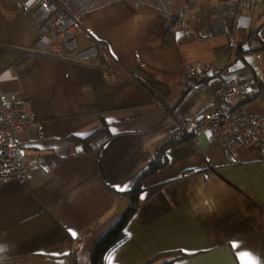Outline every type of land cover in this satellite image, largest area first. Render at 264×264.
Wrapping results in <instances>:
<instances>
[{"label":"crops","instance_id":"0c3cea01","mask_svg":"<svg viewBox=\"0 0 264 264\" xmlns=\"http://www.w3.org/2000/svg\"><path fill=\"white\" fill-rule=\"evenodd\" d=\"M154 1L96 0L79 13L66 4L84 41L102 43L113 66L102 73L97 65L32 53L36 27L13 1L0 0V91L42 123V148L28 155L51 164L0 184V264H91L96 242L128 208L122 194L135 186L137 210L104 264L109 257L111 264H242L241 251L264 264V160L257 149L239 146L229 157L209 131L199 132L197 149L172 141L182 123L207 111V97L223 82L244 90L238 113L264 114V0L253 15L238 14V0L140 6ZM234 29L256 31L258 40L232 41ZM260 46L239 60V49ZM194 62L214 69L183 90L178 76ZM103 126L108 142L99 151L84 148L80 140ZM34 136L32 129L15 133L21 141ZM158 157L165 166L136 183ZM125 184L127 191H116Z\"/></svg>","mask_w":264,"mask_h":264},{"label":"built area","instance_id":"2783aa9c","mask_svg":"<svg viewBox=\"0 0 264 264\" xmlns=\"http://www.w3.org/2000/svg\"><path fill=\"white\" fill-rule=\"evenodd\" d=\"M36 27L32 53L66 60L80 65H97L102 73L113 71L107 62L103 45L93 40L86 43L78 19L71 14L66 4L57 0H11ZM258 0H238V14L253 15ZM248 29L233 30L232 41H245ZM214 68L199 62L186 64L178 76L177 86L183 90L195 80L203 79ZM244 90L230 82H223L207 97L205 113L182 123L172 135V141L186 140L197 149L198 134L212 133L222 150L233 157L239 146L254 147L264 160V114L242 115L235 103ZM32 129L34 138L21 141L15 133ZM45 140V130L30 111L18 102L9 99V93L0 91V184L7 181H23L36 168L51 164L45 162L39 151ZM238 162V161H237Z\"/></svg>","mask_w":264,"mask_h":264},{"label":"trees","instance_id":"16d2710c","mask_svg":"<svg viewBox=\"0 0 264 264\" xmlns=\"http://www.w3.org/2000/svg\"><path fill=\"white\" fill-rule=\"evenodd\" d=\"M58 2L62 4H67L69 8L74 13H79L85 10L92 9L96 6V0H57ZM104 2H108L110 0H103ZM169 4V0H155L151 3H145L140 6H146V7H161L163 10H167V6ZM135 5V2H134ZM166 34L171 35V33L167 30L164 34V42L167 43L166 40ZM256 31H250L247 38V45H255L257 41ZM259 52L262 51V46L257 48H251L248 51L243 50L242 48L239 49L237 52V56H239L240 61L242 60L244 62V57L242 56L245 52ZM257 93V92H256ZM255 93V94H256ZM251 97V96H249ZM247 97V98H249ZM246 98V99H247ZM111 135L106 127H101L93 132H91L89 135H87L85 138L81 139L80 142L83 144V147L90 151H99L110 139ZM171 142L168 144H165L161 146L158 155H161L165 148L168 146H171ZM166 161L164 159L158 157L154 160H152L148 167L141 172V174L138 176L136 183L140 180L141 177L145 175H149L161 167L165 166ZM139 193V189L135 186L132 189H130L128 192L123 193L124 196H129V205L126 211L123 213V215L120 217L118 221H116L110 229L96 242L92 256H91V264H104L103 257L107 252L112 250L117 244L120 243V241L124 238V233L122 232V229L124 227L125 222L132 217V215L137 210V194ZM168 256V255H163ZM162 264H169V262H165Z\"/></svg>","mask_w":264,"mask_h":264},{"label":"snow or ice","instance_id":"6c2138e0","mask_svg":"<svg viewBox=\"0 0 264 264\" xmlns=\"http://www.w3.org/2000/svg\"><path fill=\"white\" fill-rule=\"evenodd\" d=\"M113 132L115 133V129H113ZM114 187L116 188V191H119V192H125L128 190V186L126 184L123 186L116 185ZM68 231L70 232L73 238H76L77 233L75 231H73L72 229H69ZM231 247L233 249H236L239 247V245L236 242H232ZM58 255H68V253H62ZM238 258L242 261V264H261L260 260L253 253L249 251H241L239 253ZM109 264H111V257H109Z\"/></svg>","mask_w":264,"mask_h":264},{"label":"water","instance_id":"95a60500","mask_svg":"<svg viewBox=\"0 0 264 264\" xmlns=\"http://www.w3.org/2000/svg\"><path fill=\"white\" fill-rule=\"evenodd\" d=\"M241 66H242L241 63H237L236 65H234V66L230 69V71H234V70L240 68ZM77 150H81V147H79Z\"/></svg>","mask_w":264,"mask_h":264},{"label":"rangeland","instance_id":"374dc122","mask_svg":"<svg viewBox=\"0 0 264 264\" xmlns=\"http://www.w3.org/2000/svg\"><path fill=\"white\" fill-rule=\"evenodd\" d=\"M148 8V7H147ZM106 73V72H105Z\"/></svg>","mask_w":264,"mask_h":264}]
</instances>
